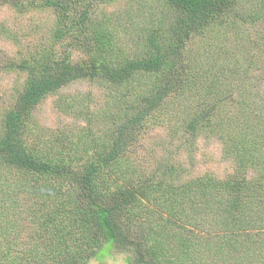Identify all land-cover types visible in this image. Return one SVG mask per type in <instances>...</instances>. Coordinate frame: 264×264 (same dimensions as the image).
I'll use <instances>...</instances> for the list:
<instances>
[{"label": "trees", "instance_id": "obj_1", "mask_svg": "<svg viewBox=\"0 0 264 264\" xmlns=\"http://www.w3.org/2000/svg\"><path fill=\"white\" fill-rule=\"evenodd\" d=\"M164 2L176 13L168 32L143 27L138 32L145 40L143 50L126 58L114 50L109 29L101 23L86 24L89 0H46L45 4L57 13L53 38L58 40L67 32L77 38L88 70L101 72L121 91L130 109L123 111L126 117L117 126L106 154L99 152L97 158L116 164L130 143L131 127L136 129L153 113L158 115L171 92L187 94V87L201 81L210 84L209 100L215 98L218 105L214 101L211 109H197L195 121L193 106L191 111L186 108L194 121L188 126L193 133L201 112L208 116V126L228 120L229 126L224 121L221 132L214 127L211 131L223 140L229 138L225 154L232 157L231 175L218 179L203 174L176 187L153 181L143 186L147 180L127 176L111 185L107 182L113 173L105 171L98 159L87 161L77 173L47 151V140L43 145L36 142L35 148L27 144L30 124L25 113L85 71L65 59L47 61L43 54L37 61L12 65L28 70V75L0 123V264H103L112 251L124 254L127 264H264V166L259 168L264 165V94L252 87L244 95L246 89L239 90L240 97L234 98L243 64L217 61L213 55L224 54L221 43L226 47L224 37L229 31L237 36L245 32L235 25L251 13L245 12L244 17L235 13L229 21L239 0ZM81 4L84 7L77 9ZM75 10L79 14L74 16L71 12ZM209 20L211 42L206 45L211 49L203 50L205 58L203 53L191 55L180 67L183 77L172 62L180 54L178 45ZM211 59L222 70L224 65L235 67L234 76L228 78L225 71L215 76ZM142 77L150 80L142 82ZM253 89L256 94L248 104L253 114L247 118L243 113ZM204 95L208 93L192 99L194 105L202 106ZM227 96L238 104L242 127L233 124L232 114L220 108L221 99ZM99 177L103 182H98ZM196 218L205 222V235L188 227L195 226ZM194 241L204 243L195 247Z\"/></svg>", "mask_w": 264, "mask_h": 264}, {"label": "rangeland", "instance_id": "obj_2", "mask_svg": "<svg viewBox=\"0 0 264 264\" xmlns=\"http://www.w3.org/2000/svg\"><path fill=\"white\" fill-rule=\"evenodd\" d=\"M45 1L0 0V123L3 112L13 106L28 75V70L12 68V65L23 61H37L43 54L47 61L65 59L83 69L86 74L46 94L35 106L27 109L25 121L30 126L27 127L25 137L28 145L35 148L36 142L43 145V140H47V151L54 158L67 162L70 169L77 173L84 170L87 161L98 159L105 171L113 173L107 182L111 185H116L122 177L128 179L127 176L147 180L142 183L143 186L148 181H153L155 184L176 187L203 174L218 179L231 175L232 157L225 154L230 144L229 138L223 140L211 131V127H214L218 133L221 132L224 121L226 127L229 126L228 120L221 119L208 126V116L201 112L193 133L188 126L195 121L197 109H211L214 101L218 105L215 98L209 100L210 84L201 81H196L191 88L187 87V94L177 95V91L171 92L164 98L158 115L153 113L136 129L131 127L128 132L130 143L124 147L116 164L97 158L99 152L106 154L105 149H109L117 126L130 109L115 85L105 79L101 72L91 73L88 70L81 47L75 43L77 38L75 40L68 32L58 40L53 38L52 30L55 28L57 13ZM258 1L239 0L229 21L235 13L244 17L245 12H250V16L240 18L239 24L235 25L242 31L245 29V32L237 36L229 31L224 37L226 47L221 43L222 49H225L224 54H213L217 61L223 60L231 65L233 61L243 64L240 67L242 75L234 86V98L240 97L237 95L239 90L246 89L242 94L244 95L252 87L264 94V0L263 3ZM82 7L84 6L81 4L77 9ZM85 8L88 9L86 24L101 23L105 29H109L114 50L122 52L124 58L138 55L143 50L145 40L139 38L140 29L153 26L160 33H167L176 14L167 8L164 0H89V6ZM71 13L74 16L79 14L76 10ZM199 29L202 30L189 33L179 43L177 50L180 54L172 59L174 69L179 70L183 77L186 75L180 70L182 64L187 63L191 55L199 56L203 53L205 58L207 53L203 50L211 49V46L206 45L211 42V37H207L211 36V20ZM245 33L248 38L244 36ZM204 38H207V42L203 41ZM211 67L215 76H220L222 71H225L228 78L234 76L235 67L224 65L222 70L212 59ZM207 73L211 76V71ZM135 77L136 74L130 81L134 82ZM156 79L157 76H154L153 80ZM149 80L147 77L140 78L142 82ZM225 83L229 84L230 80H225ZM202 92L208 93L204 95L205 103L202 106L200 103L194 105L192 99ZM252 93L243 113L247 118H251L253 114L252 108L248 107L255 97L254 89ZM169 105L171 108H167ZM219 105L232 114L233 124L242 127L237 102L227 96L221 99ZM192 106L194 121L185 113V109L191 111ZM214 116L216 114L213 118ZM102 178L99 177L98 182H103ZM188 227L193 232H203L205 222L196 218L195 226ZM196 243L202 245L204 242L194 241V246L198 247ZM103 264L127 263L124 254L112 251L105 256Z\"/></svg>", "mask_w": 264, "mask_h": 264}]
</instances>
